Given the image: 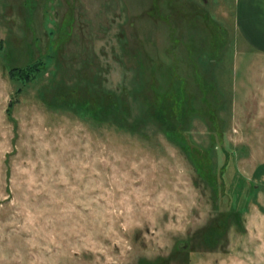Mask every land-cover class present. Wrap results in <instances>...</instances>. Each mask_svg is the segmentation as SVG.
<instances>
[{
	"label": "rangeland",
	"instance_id": "374dc122",
	"mask_svg": "<svg viewBox=\"0 0 264 264\" xmlns=\"http://www.w3.org/2000/svg\"><path fill=\"white\" fill-rule=\"evenodd\" d=\"M0 264H264L234 0H0Z\"/></svg>",
	"mask_w": 264,
	"mask_h": 264
},
{
	"label": "crops",
	"instance_id": "0c3cea01",
	"mask_svg": "<svg viewBox=\"0 0 264 264\" xmlns=\"http://www.w3.org/2000/svg\"><path fill=\"white\" fill-rule=\"evenodd\" d=\"M234 25L238 40L264 54V0H234Z\"/></svg>",
	"mask_w": 264,
	"mask_h": 264
},
{
	"label": "trees",
	"instance_id": "16d2710c",
	"mask_svg": "<svg viewBox=\"0 0 264 264\" xmlns=\"http://www.w3.org/2000/svg\"><path fill=\"white\" fill-rule=\"evenodd\" d=\"M50 62H51V59L49 60V64H50ZM47 65L44 62H40V63L33 64L31 68L29 67L30 65L27 66L26 68H22V69L13 67L10 69V71H11V75L13 77H15L18 80L25 81L27 78H29L30 75L35 74L37 71L44 70V68ZM16 92H17V94L20 93L21 88H17ZM12 105H13V101H11L7 107V114L8 115H10V110H11ZM80 105H82V109H87V100L86 101L83 100V102L80 103ZM97 106L99 107V105H97ZM95 107H96V105H95Z\"/></svg>",
	"mask_w": 264,
	"mask_h": 264
},
{
	"label": "water",
	"instance_id": "95a60500",
	"mask_svg": "<svg viewBox=\"0 0 264 264\" xmlns=\"http://www.w3.org/2000/svg\"><path fill=\"white\" fill-rule=\"evenodd\" d=\"M182 247H183V248L186 247V244H183Z\"/></svg>",
	"mask_w": 264,
	"mask_h": 264
}]
</instances>
